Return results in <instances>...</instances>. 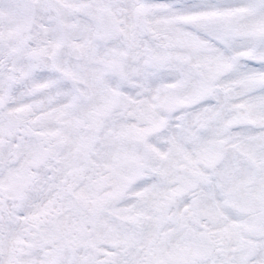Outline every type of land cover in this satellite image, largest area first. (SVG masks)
<instances>
[{
	"label": "snow or ice",
	"instance_id": "1",
	"mask_svg": "<svg viewBox=\"0 0 264 264\" xmlns=\"http://www.w3.org/2000/svg\"><path fill=\"white\" fill-rule=\"evenodd\" d=\"M0 264H264V0H0Z\"/></svg>",
	"mask_w": 264,
	"mask_h": 264
}]
</instances>
